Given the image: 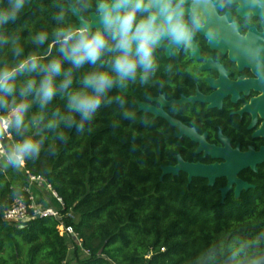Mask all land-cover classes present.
<instances>
[{"label":"trees","instance_id":"16d2710c","mask_svg":"<svg viewBox=\"0 0 264 264\" xmlns=\"http://www.w3.org/2000/svg\"><path fill=\"white\" fill-rule=\"evenodd\" d=\"M93 2L24 0L15 20L0 23V69L27 62L10 81L14 90H0V118L10 134L1 141L17 147L31 140L39 146L22 157L20 170L11 161L0 162V264H264V170L254 188L224 198L220 180L209 185L203 177L189 180L183 171L162 175L175 154L194 159L193 148L182 150L167 124L138 109L140 91L148 87L138 69L120 80L112 71L119 52L107 48L94 64L75 67L64 59L56 33H78L70 31L76 23L70 4L80 12ZM11 7V0H0V11ZM40 34L47 37L43 43ZM57 60L55 95L44 103L37 89ZM101 72L110 75L112 86L84 119L70 107V97L95 95V86L87 87L84 79ZM67 73L71 82L62 88ZM29 80L36 85L25 92ZM20 105L26 108L17 125L12 111ZM24 169L42 176L62 198L59 219L21 224L3 219L15 200H28ZM60 222L73 227L80 243L59 235Z\"/></svg>","mask_w":264,"mask_h":264},{"label":"flooded vegetation","instance_id":"af4514ba","mask_svg":"<svg viewBox=\"0 0 264 264\" xmlns=\"http://www.w3.org/2000/svg\"><path fill=\"white\" fill-rule=\"evenodd\" d=\"M172 2L175 5L179 0ZM99 3L111 8L116 1L94 0L90 8L81 9V13L70 4L69 11L76 18L72 28L80 23L77 16L88 22L91 14L103 15ZM148 3L149 0H144L145 5ZM153 4L155 9L160 6L159 0H153ZM202 4L211 5L213 19L207 17L209 10ZM245 5L246 0H183L182 10L184 19L188 21L190 41L177 44L168 39L169 34L165 31L153 50V68L148 72L139 66L137 68L143 84L148 87L140 91L141 98L136 102L146 103L159 110L160 115L149 114L168 125L170 131L180 139L182 150L193 148L194 159L184 158L181 153L175 154L180 155L185 162L213 164L226 161V158L205 153L204 149L197 151L199 143L186 133L191 129L198 136L205 135V141L218 148L239 152H247L250 148L258 152L264 148V107L260 110L261 105L264 106V100L261 99L264 97V88L257 86V82L264 79V75L257 71L260 58L257 55L249 64L242 62L244 55L239 53L236 57L234 54V45L238 44V40L249 45L254 35L260 38V57L264 60V12L255 13L249 8L242 13ZM261 6L264 11V1ZM179 11L181 9H177ZM191 13L200 19L195 27L190 21ZM142 15L137 13L138 17ZM161 22L162 17L158 14L157 24ZM232 27L234 30H231ZM105 28L103 26L100 30L105 31ZM96 30L97 27H93L89 33ZM111 42V47H114L116 41L111 39ZM167 118L177 121L181 127L172 124ZM176 163L177 159L171 165ZM255 167L256 170L246 167L236 173V178L251 185L248 188L256 186L254 181L264 170V161L256 163ZM217 180L223 183L219 189L227 185L226 176L217 177L215 182ZM234 188L235 183L226 194L232 192L235 196ZM243 190L245 188L239 194Z\"/></svg>","mask_w":264,"mask_h":264},{"label":"clouds","instance_id":"9594fccd","mask_svg":"<svg viewBox=\"0 0 264 264\" xmlns=\"http://www.w3.org/2000/svg\"><path fill=\"white\" fill-rule=\"evenodd\" d=\"M160 6L154 8L153 0H149L147 5L144 0H117V3L109 8L105 5V31L96 30L89 33L87 28L81 29L76 34H65L63 30L56 33L61 38V47L59 51L63 54L64 59L71 62L75 67L82 66L85 62L95 63L100 59L104 51H118L113 61V69L120 80L134 77L138 66L144 72L153 68L152 54L160 36L167 31L168 39L177 44L187 43L191 39V33L188 29V21L184 19L182 10L183 0H179L173 5L172 0H159ZM12 7L10 10L0 11V23H6L9 20H15L17 13L22 9L24 0H11ZM177 9L181 11L177 12ZM137 13H143L138 17ZM162 17V22L157 24V15ZM190 21L195 27L200 23V19L195 13L190 14ZM106 34L115 40L114 47L108 48ZM45 34L37 37L39 43L46 39ZM135 44V48L133 45ZM31 68H37L36 57H30ZM26 63H21L18 68L0 69V90L11 93L14 86L10 81L14 78L18 70H23ZM61 70L60 61H53L47 70V74L40 81L37 89L41 95L42 101L47 103L55 95L56 86L53 76ZM65 79L62 88H66L70 81V73ZM87 87L95 86V95H89L85 92H77L70 97V107L81 113L84 119H90L91 114L95 112L101 103V95L112 86V78L107 72L94 74L84 79ZM35 80L27 82L25 92H30L35 87ZM26 105H20L14 111L17 113L15 119L19 125L22 121V114ZM3 125H0L2 129ZM39 146L31 140H25L22 144L17 145L13 152L14 160L22 159L25 154L38 152Z\"/></svg>","mask_w":264,"mask_h":264},{"label":"water","instance_id":"95a60500","mask_svg":"<svg viewBox=\"0 0 264 264\" xmlns=\"http://www.w3.org/2000/svg\"><path fill=\"white\" fill-rule=\"evenodd\" d=\"M117 3V0H115ZM264 0H246V5L243 7L241 12L247 11L249 8L253 9L255 13L263 14V8L261 3ZM101 10L103 11V15L95 16L94 14L90 15V21L85 22L81 17H78L75 10L72 8L73 13L79 19V24L76 25L70 31H79L83 28H87L89 32L93 27H97L98 30L101 27L106 26L105 24V6L103 3H99ZM201 6H206L209 10V14L207 17L211 20L214 18V10L211 9L210 4H202ZM82 22L85 24V27L82 26ZM231 30H234L233 27ZM252 31V30H251ZM255 33V32H253ZM235 56L244 55L243 63L251 64L257 55L260 58V63L257 71L264 75V60L260 57V53L262 52L260 49L261 42L259 36L252 35L251 37V44L246 45L243 41L238 40V44L234 45ZM240 48V52H239ZM261 65V66H260ZM257 86L264 88V79L261 80L260 83L257 82ZM264 100V97L261 98ZM138 109L144 112H149L154 115H160L159 112H155L150 105L138 102ZM172 124L181 127L179 123L173 119L167 118ZM2 122V118H0V125ZM189 137H191L194 141L199 143L197 151L204 149L205 153L211 154L213 157H223L226 158V162L224 163H213V164H202L199 162L196 163H189L185 162L181 159L180 155H176L177 163L175 165L163 166L162 167V175L164 174H178L180 171H183L187 174L189 180L192 177H203L208 180L209 185H213L215 179L217 177L226 176L228 178L227 185L221 188V195L224 198L225 193L227 190L234 184L237 183V187L241 186L239 189L235 188L234 193L236 196L239 195V192L242 188L247 189L251 185L248 183L241 181L240 179L236 178V173L246 167H251L252 169L256 170L255 164L261 161H264V148H261L258 152H254L252 148H250L247 152H239L238 150H231L230 148H218L214 145H210L205 141V135L198 136L196 133L186 132ZM101 253V250L98 251Z\"/></svg>","mask_w":264,"mask_h":264},{"label":"built area","instance_id":"2783aa9c","mask_svg":"<svg viewBox=\"0 0 264 264\" xmlns=\"http://www.w3.org/2000/svg\"><path fill=\"white\" fill-rule=\"evenodd\" d=\"M1 125H3L2 130H4L5 135L9 136L10 134L7 132L8 123L5 119H2ZM20 160L23 167L24 162L22 159ZM24 174L27 177L28 185L24 186L23 190L28 193V200L26 201L23 198L15 200L4 210L3 219L15 224H21L31 219L41 217L51 216L59 219L61 216L60 210L64 206L62 198L51 188L50 184H48L42 176L31 174L25 169ZM40 186H43L44 189L51 194L52 199L56 201V205H52L47 199L40 198L38 194L33 191L32 187L39 188ZM56 228L60 236L70 234L75 237L78 243H80L71 225H66L63 222H60Z\"/></svg>","mask_w":264,"mask_h":264},{"label":"rangeland","instance_id":"374dc122","mask_svg":"<svg viewBox=\"0 0 264 264\" xmlns=\"http://www.w3.org/2000/svg\"><path fill=\"white\" fill-rule=\"evenodd\" d=\"M153 108V107H151ZM153 110H155V112H159V110H156L155 108H153ZM13 113H16L14 110L12 111ZM5 135V132L4 130L0 129V162L1 160H5L7 161L8 163L11 161L15 164V167L20 170V168H22V163H21V160H14V158H11V154L10 152H12L16 146L13 142L11 141H7L6 144H3L2 141H1V137ZM7 138H10V135H5ZM11 150V151H10ZM241 186H238L237 187V183H235V188L239 189ZM234 188V189H235ZM36 193L38 194V196L40 198H44L45 200L47 199V201H49L50 203H52V205H56V201L54 199H52L51 197V194L48 193V191H46V189H44L43 186H40L39 188H36ZM42 200V199H41ZM71 253H69V257L68 259L71 258Z\"/></svg>","mask_w":264,"mask_h":264},{"label":"bare ground","instance_id":"6f19581e","mask_svg":"<svg viewBox=\"0 0 264 264\" xmlns=\"http://www.w3.org/2000/svg\"><path fill=\"white\" fill-rule=\"evenodd\" d=\"M102 15V14H101ZM82 26H84L85 27V24L82 22ZM262 107H264L263 105H261V107H260V110H262ZM253 112V111H252ZM254 114V113H253ZM264 125V124H263ZM264 127V126H263ZM262 127V128H263ZM262 130V129H261ZM194 131V129H191L190 130V132L192 133ZM261 132V131H260ZM226 162V161H225ZM224 163V162H223Z\"/></svg>","mask_w":264,"mask_h":264}]
</instances>
